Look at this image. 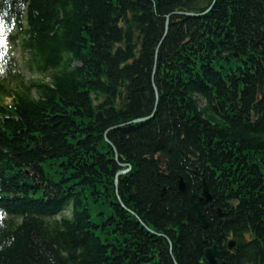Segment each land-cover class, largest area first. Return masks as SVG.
Segmentation results:
<instances>
[{"label": "trees", "instance_id": "16d2710c", "mask_svg": "<svg viewBox=\"0 0 264 264\" xmlns=\"http://www.w3.org/2000/svg\"><path fill=\"white\" fill-rule=\"evenodd\" d=\"M213 244L264 264V0H0V264Z\"/></svg>", "mask_w": 264, "mask_h": 264}, {"label": "water", "instance_id": "95a60500", "mask_svg": "<svg viewBox=\"0 0 264 264\" xmlns=\"http://www.w3.org/2000/svg\"><path fill=\"white\" fill-rule=\"evenodd\" d=\"M187 16H196V15H193V14H186ZM127 171H122L120 173H118V175H123V174H126ZM180 189L183 190L184 189V184L182 181H180ZM204 199L206 201H210V197L208 195V192H207V188L206 186L204 185V188H203V193H202ZM194 208L196 209V205H194ZM197 220H200L201 222H204L202 220V216L200 213H197ZM234 247V243L233 241H230L228 243V249L229 250H232ZM219 256H220V251L218 250V247L213 244L210 248H207L204 252V260L206 261L207 264H225L224 262H219Z\"/></svg>", "mask_w": 264, "mask_h": 264}, {"label": "rangeland", "instance_id": "374dc122", "mask_svg": "<svg viewBox=\"0 0 264 264\" xmlns=\"http://www.w3.org/2000/svg\"><path fill=\"white\" fill-rule=\"evenodd\" d=\"M14 58L16 59V61L18 62V66L21 69V74L23 75L25 81H29V80H35V79H42V76L39 75H32L30 74L24 67V61H25V54L18 49L14 50ZM10 100H6V103H9ZM66 216H69L68 212H65Z\"/></svg>", "mask_w": 264, "mask_h": 264}, {"label": "bare ground", "instance_id": "6f19581e", "mask_svg": "<svg viewBox=\"0 0 264 264\" xmlns=\"http://www.w3.org/2000/svg\"><path fill=\"white\" fill-rule=\"evenodd\" d=\"M176 14V13H175ZM178 14V13H177ZM184 13H180L178 15H183ZM169 22H168V19H166V29H167V26H168ZM11 101V100H10Z\"/></svg>", "mask_w": 264, "mask_h": 264}]
</instances>
